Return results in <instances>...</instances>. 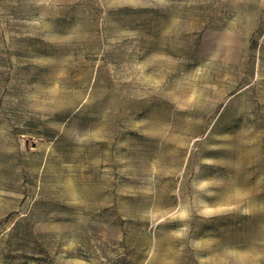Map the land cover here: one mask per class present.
<instances>
[{
    "label": "rangeland",
    "instance_id": "374dc122",
    "mask_svg": "<svg viewBox=\"0 0 264 264\" xmlns=\"http://www.w3.org/2000/svg\"><path fill=\"white\" fill-rule=\"evenodd\" d=\"M0 264H264V0H0Z\"/></svg>",
    "mask_w": 264,
    "mask_h": 264
},
{
    "label": "bare ground",
    "instance_id": "6f19581e",
    "mask_svg": "<svg viewBox=\"0 0 264 264\" xmlns=\"http://www.w3.org/2000/svg\"><path fill=\"white\" fill-rule=\"evenodd\" d=\"M218 49H212V51L210 52V56H216V53H218L217 51ZM60 228L59 224L57 222H48V223H39L36 227L37 230L39 231H44V230H58Z\"/></svg>",
    "mask_w": 264,
    "mask_h": 264
}]
</instances>
